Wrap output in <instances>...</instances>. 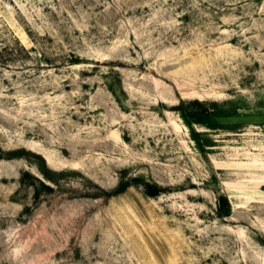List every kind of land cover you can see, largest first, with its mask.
<instances>
[{"label":"rangeland","instance_id":"1","mask_svg":"<svg viewBox=\"0 0 264 264\" xmlns=\"http://www.w3.org/2000/svg\"><path fill=\"white\" fill-rule=\"evenodd\" d=\"M0 264H264V0H0Z\"/></svg>","mask_w":264,"mask_h":264}]
</instances>
